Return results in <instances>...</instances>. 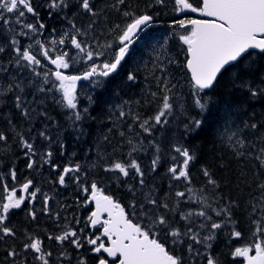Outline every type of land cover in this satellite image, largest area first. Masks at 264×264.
<instances>
[{
	"label": "snow or ice",
	"instance_id": "obj_1",
	"mask_svg": "<svg viewBox=\"0 0 264 264\" xmlns=\"http://www.w3.org/2000/svg\"><path fill=\"white\" fill-rule=\"evenodd\" d=\"M172 4L178 18L169 22L174 30L171 35L186 46L182 49L185 58L181 61L163 55L166 49L164 44L160 45L162 51L157 54L160 62L154 64L151 73L156 91L149 87L143 101L136 102L153 111L149 114L133 111L131 107L125 111L127 101L117 105L116 121H132L127 125V133L119 131L122 142L109 152L107 146L112 138L105 135L103 142L107 146L103 151L96 149L90 166L71 160L62 166L54 159L53 146L58 145L59 155L64 156L63 134L71 129L79 140L86 135L82 122L91 118L89 108L80 107L77 83L92 81L103 88L106 79L101 78L117 71L140 34L160 16L156 9L166 8L168 0H144L143 7L139 3L129 4L128 0H105L102 5L96 0H42L39 4L36 0H0V35L9 37L0 43V53L7 52L9 57L7 63L0 62V118L6 124L0 128V143L7 146L10 139L15 140L26 158L27 169L50 166L56 171V184L67 187L71 181L80 192L88 194L84 205H95L83 226L76 227L81 225L76 216L71 221L65 216L66 223L60 227L61 212L53 213L50 207L53 197L42 193L30 178L17 189V169L12 165L6 173H0V188L6 193L0 195V242L11 241L0 264H228L221 255L242 257L245 264H264V133L249 139L241 134L239 126L233 124L229 128L227 118L221 128V132L229 133L226 138L237 161L242 165L247 160L253 162L250 183L245 172L240 173L249 189L243 206L238 200L222 195L220 181L207 166L200 168L204 184L198 189L194 186L192 166L198 155L182 142L205 128L212 113L209 92L215 95L220 79L245 59L250 62L243 74L237 72L232 77V87L249 100L264 101V71L258 67L264 62V0H172ZM109 11L119 13L122 22L101 28L98 36L96 26L101 20L107 23ZM186 12L206 19L182 17ZM45 15L48 20L66 21L67 27L58 30L50 26ZM77 16L88 17L86 25L78 24ZM103 36L107 38L101 43ZM22 38L28 41L26 45ZM77 62H83L85 70L78 75L68 74ZM49 64L55 70L48 68ZM173 65L185 70L188 92L184 98L178 97L183 85L179 80L174 82L169 70ZM136 79L135 73L127 74L128 81ZM49 102L65 110V123L52 116ZM88 102L96 103L91 96ZM232 108V103L225 102L226 114H233ZM193 111L196 115H192ZM177 116H183L182 136L167 141L165 148L164 140H157L155 133L158 129L167 130ZM241 124L243 130L252 133L264 128V121L257 122L255 113ZM112 131L113 128L108 129L109 133ZM144 134L153 137L147 146ZM149 149L150 165L142 167L138 154ZM92 151L89 148L85 156ZM162 161L168 180L163 192L146 179L149 174L158 173ZM92 169L97 174H111L109 179L127 185L133 197L129 205L131 216L111 195L104 193L99 186L103 178L88 182ZM6 177L11 178L13 186L4 182ZM38 193L43 195L39 211L54 216L60 227L59 234L47 235L49 241L60 246L55 254L37 235L26 234L20 246H15L19 237L10 216L14 210L31 205L26 215L36 220L34 202ZM67 207L62 205V210ZM238 209L247 216L252 242L217 255L213 251L214 241L224 229H231L227 233L229 242L242 238L235 219ZM104 214L106 219H102ZM97 226L102 229L99 235L89 233L88 229Z\"/></svg>",
	"mask_w": 264,
	"mask_h": 264
},
{
	"label": "trees",
	"instance_id": "obj_2",
	"mask_svg": "<svg viewBox=\"0 0 264 264\" xmlns=\"http://www.w3.org/2000/svg\"><path fill=\"white\" fill-rule=\"evenodd\" d=\"M171 1L172 0H168ZM105 0H96L98 5H102ZM110 2V1H109ZM129 4L135 5L137 3L143 7L144 0H128ZM160 11V16L157 18L153 27L147 31L145 40L138 42V45L134 46V50L129 57L128 61L123 64L122 69L117 73L111 75L106 79V84L103 88L95 87L93 93L95 94L92 98L96 103L92 104L89 112L91 113V118L85 119L82 122V127L86 132L84 137L79 140L75 138V134L69 129L63 134V142L66 146V151L64 156L59 155L58 145L53 146L54 159L60 165H65L69 161L79 162L81 164H88L90 166L91 162L95 160L97 155L96 149L103 151V148L107 145L103 142V136L110 135L111 145L107 146L108 151L111 152L113 147H117L122 141L119 136V131H125L127 133V125L132 123L131 119L119 123L116 121L115 114L118 113L119 108L117 105L123 102H129L125 106L124 110L127 111L129 107L133 111H141L151 113L152 108H145L142 104H137V101H143L148 88L150 87L152 91H156L155 82L151 78V73L154 70V64L159 63L157 60V54L162 50L160 48L161 44H164L166 51L163 55L177 58L181 61L185 58V53L182 50L186 46H183L177 37L172 36L171 32L174 31L170 26L169 22L173 18L174 13L167 5L166 8L156 9ZM46 16V15H45ZM111 17H106L109 19ZM86 16H77L76 22L78 24H86L88 21ZM55 21V19H53ZM52 20V21H53ZM51 21V20H50ZM104 22V20H101ZM66 22V21H64ZM97 24V30L100 31L101 28L107 29L109 27V22ZM6 35H0V43L4 39H7ZM104 40L107 38L103 36ZM166 42V43H165ZM7 47V45H5ZM8 53H0V62L7 63ZM163 59V56H161ZM255 59V57H253ZM249 60L245 59L236 68H230L227 73L220 79L219 83L216 85L214 92H209V97L213 101L212 113L209 120L206 122V126L199 134L185 137L182 142L191 146L198 155L196 163L192 166V176L193 184L198 189L204 184L205 178L203 177L200 168L201 165L209 167L210 171L215 174V177L221 183V189L219 190L223 196L226 198H231L238 200L241 206H243L245 198L248 195L249 189L246 187L245 182L241 179L240 173L245 172V178L248 183L252 180V164L251 160H247L243 165L237 161L233 156L228 140L226 138L227 130L221 132V128L224 125L225 118H227V123L229 128L235 124L241 128V134L252 139L253 136H259L264 133V128H261L258 132L252 133L250 130H243L241 121H246L252 116L253 113L256 114L257 122L264 121V101H252L245 97L241 92L235 90L232 87L231 80L232 77L240 72L243 74L244 69L247 68ZM261 71H264V62L258 65ZM170 72L172 73L175 80H179L183 87L179 90L178 97L184 98L188 92V82L185 77V70L177 69L174 65L170 66ZM135 73L137 79L135 82H130L127 80V74ZM148 78L147 80L145 78ZM102 79V78H101ZM225 102H230L233 104L231 112L233 114H226L224 111ZM49 111L52 116L58 120L60 123L65 122L63 116L65 115V110L57 107L49 102ZM50 108H52L50 110ZM5 110V109H4ZM247 110H252L251 114L246 115ZM6 112V111H5ZM15 113V110H12ZM192 115H196L193 111ZM112 116V119L109 117ZM183 120V116H177L167 128V130H157L155 133V138L157 140H164V147H167V141L173 138H179L182 136L183 128L180 121ZM2 128L6 127V124L2 118ZM110 125L113 128L111 133L108 132ZM118 126V127H117ZM235 130V129H233ZM136 131L139 128L136 127ZM11 135V133H8ZM131 138V137H129ZM145 146H147V141L153 139V137L144 134ZM81 147V149H79ZM89 148L93 151L85 156V153ZM79 150H83V155H80ZM127 152V148L123 150ZM73 153L75 155L73 156ZM152 158V151L149 149L147 152L138 154V161L141 163L142 167H147L150 165ZM15 165L17 169V182L15 186H20L26 179H32L37 187L43 188L42 193L47 194L52 197V194H56L60 201L67 205L66 210H62L67 216L68 220L71 221L73 216H76L81 220L80 227L87 221V217L91 214V209L87 205H84V198L86 193L80 192L75 184L68 181L67 187L59 186L55 183L56 171H53L50 166L44 165L43 168H37L29 170L26 168V158L23 156L22 151L18 147L15 140H9L8 145L5 146L0 143V173H6V170ZM224 165V167H221ZM166 164L163 163L158 170V173L149 174L146 179L149 185H155L160 188L161 192L165 191L168 186V182L165 183L163 179L167 180L166 177ZM111 174L105 175L103 172L97 174L95 169H92L88 177V182L92 180H100L103 178V183L99 186L104 190L105 193L111 195L115 201L121 204L125 208V211L131 216L132 209L129 205L132 203L133 197L128 192L127 185L119 184L114 178L109 179ZM4 182L13 186V182L10 177H6ZM239 185V187H238ZM0 195H6L3 189L0 188ZM43 195H37V201L34 202V207L37 210V219L32 220L31 217L26 215V209L31 205H26L20 211L14 210L10 216L11 225L17 230L19 239L15 242V246L19 247L26 234H32L39 236L43 241L45 246H50L54 254L58 252L59 245L55 241H49L47 235L59 234L60 227H63L66 221L64 217L61 216L59 220V226L55 217H50L45 215L39 209L42 208ZM50 207L52 209V200H50ZM195 207V205H193ZM80 215V217H79ZM235 219L238 222V229L242 231V238L239 240H232L229 242L227 233L231 230L230 227L224 229L218 234V238L214 241L213 251L219 255L221 253L227 254L230 250H234L235 247H243L252 242L251 231L249 228V222L245 213L238 209L235 212ZM246 221V222H245ZM134 222H136L134 220ZM247 223V224H246ZM89 231V229H88ZM11 244L0 242V257H3V251L6 247ZM169 247L171 243L169 242ZM179 250V249H178ZM83 252V250H82ZM221 259H227L228 264H245L242 257H237L233 259L230 255H221ZM31 259V256L29 257Z\"/></svg>",
	"mask_w": 264,
	"mask_h": 264
},
{
	"label": "rangeland",
	"instance_id": "obj_3",
	"mask_svg": "<svg viewBox=\"0 0 264 264\" xmlns=\"http://www.w3.org/2000/svg\"><path fill=\"white\" fill-rule=\"evenodd\" d=\"M41 10H43V9H41ZM116 14H117V12H115V11H109V13H108V15H107V18L108 17H114V16H116ZM108 21L109 20H112V23H114V24H117V23H121L122 21H118V20H114L113 18H109V19H107ZM64 27H62L61 29H63ZM28 43V42H27ZM26 43V44H27ZM25 44V45H26ZM77 61H79V58L77 59ZM86 68V66H84L83 67V69H85ZM67 118V117H66ZM79 153H80V155H83L84 153H83V151L82 150H79L78 151ZM164 181H165V183L166 182H168V180H166V179H163ZM17 187V189H19V187L18 186H16ZM41 190H43V188H41ZM39 194V193H38ZM52 197H53V199H52V208H53V211L54 212H57V211H60L61 212V216L62 217H65V213L62 211V205H64V202H62V201H60L59 200V198H58V196L56 195V194H52ZM79 217H80V215H79ZM90 230V229H89ZM94 230H96V229H93V231ZM91 231V230H90ZM89 231V232H90ZM99 235V234H98ZM82 251V250H81Z\"/></svg>",
	"mask_w": 264,
	"mask_h": 264
},
{
	"label": "flooded vegetation",
	"instance_id": "obj_4",
	"mask_svg": "<svg viewBox=\"0 0 264 264\" xmlns=\"http://www.w3.org/2000/svg\"><path fill=\"white\" fill-rule=\"evenodd\" d=\"M81 63L80 62H77V63H74L73 64V66H72V68L71 69H69V70H75V69H77V68H80L81 67ZM49 67V66H48ZM50 68V67H49ZM77 73H81L80 71L79 72H77ZM98 233V232H97Z\"/></svg>",
	"mask_w": 264,
	"mask_h": 264
},
{
	"label": "bare ground",
	"instance_id": "obj_5",
	"mask_svg": "<svg viewBox=\"0 0 264 264\" xmlns=\"http://www.w3.org/2000/svg\"><path fill=\"white\" fill-rule=\"evenodd\" d=\"M52 108H50V110H51ZM4 112L6 111H8L7 109H5V110H3ZM250 112H253L252 110H247L246 111V113H245V116L246 115H249V114H251ZM0 128H2V122H0ZM110 128H112V126L110 125ZM79 149H81V147L79 148ZM83 151V150H82ZM246 222V221H245ZM247 224V223H246Z\"/></svg>",
	"mask_w": 264,
	"mask_h": 264
},
{
	"label": "water",
	"instance_id": "obj_6",
	"mask_svg": "<svg viewBox=\"0 0 264 264\" xmlns=\"http://www.w3.org/2000/svg\"><path fill=\"white\" fill-rule=\"evenodd\" d=\"M206 18V17H205ZM80 82V81H79ZM94 204V203H93ZM94 208H95V205H94ZM105 216H107V214H104L103 216H102V219H103V217H105Z\"/></svg>",
	"mask_w": 264,
	"mask_h": 264
}]
</instances>
